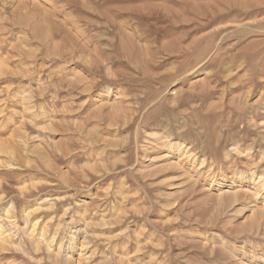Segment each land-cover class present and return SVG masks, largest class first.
Returning a JSON list of instances; mask_svg holds the SVG:
<instances>
[{"label": "rangeland", "instance_id": "1", "mask_svg": "<svg viewBox=\"0 0 264 264\" xmlns=\"http://www.w3.org/2000/svg\"><path fill=\"white\" fill-rule=\"evenodd\" d=\"M0 264H264V0H0Z\"/></svg>", "mask_w": 264, "mask_h": 264}, {"label": "bare ground", "instance_id": "2", "mask_svg": "<svg viewBox=\"0 0 264 264\" xmlns=\"http://www.w3.org/2000/svg\"><path fill=\"white\" fill-rule=\"evenodd\" d=\"M58 28H59V27H58ZM101 58H102V57H101ZM89 61H90V59H89ZM90 62H91V61H90ZM103 62H104V61H103ZM187 152H188V151H187ZM190 152H191V151H190ZM191 155H192V154H191ZM41 233H42V232H41ZM41 233H40V234H41ZM1 240H2V239H1Z\"/></svg>", "mask_w": 264, "mask_h": 264}]
</instances>
